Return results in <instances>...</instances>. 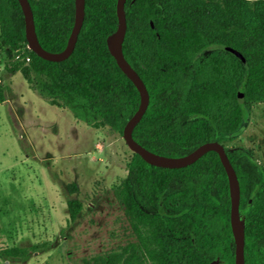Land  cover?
<instances>
[{"label": "trees", "instance_id": "16d2710c", "mask_svg": "<svg viewBox=\"0 0 264 264\" xmlns=\"http://www.w3.org/2000/svg\"><path fill=\"white\" fill-rule=\"evenodd\" d=\"M117 1L86 0L74 51L51 61L28 48L19 0H0V57L7 56L9 72L21 70L31 81L34 72L33 88L67 100L79 119L110 122L123 133L141 96L107 44L118 27ZM30 2L41 44L62 51L74 26L75 0ZM126 14L124 54L150 94L134 138L169 156L222 142L241 185L246 264H264V165L252 150L227 146L247 125L252 105L264 102V0H127ZM6 94L0 79V103ZM116 195L136 240L85 264H210L218 258L236 264L230 183L217 151L176 168L134 152ZM68 208L72 221L82 205L73 198ZM5 252L30 255L25 247Z\"/></svg>", "mask_w": 264, "mask_h": 264}, {"label": "rangeland", "instance_id": "374dc122", "mask_svg": "<svg viewBox=\"0 0 264 264\" xmlns=\"http://www.w3.org/2000/svg\"><path fill=\"white\" fill-rule=\"evenodd\" d=\"M28 48L29 45H28ZM31 49V48H30ZM13 53L12 59L17 58ZM0 57L7 98L0 103V264H85L136 240L116 188L134 151L112 123L79 119L65 99L41 95L36 74L9 72ZM227 146L250 149L264 165V102ZM82 209L70 220L68 200ZM30 249L27 259L7 256Z\"/></svg>", "mask_w": 264, "mask_h": 264}, {"label": "water", "instance_id": "95a60500", "mask_svg": "<svg viewBox=\"0 0 264 264\" xmlns=\"http://www.w3.org/2000/svg\"><path fill=\"white\" fill-rule=\"evenodd\" d=\"M126 1L127 0L117 1V14L119 21L118 27L113 33H111L107 37V44L111 54L116 58L120 68L127 74V76L137 86L141 96L139 108L134 113V115L128 120V122L124 127L123 137L127 142L128 146L135 153L140 154L147 162L162 167H170V168L184 167L194 163L196 160H198L201 156H203L205 153H207L210 150H215L219 153L221 161L228 174L229 183H230V193H231V203H232L231 225L236 243V264H246V260H245L246 217L240 209L241 185H240V180L238 178V174L229 158L225 145L218 140H213L202 143L201 145H199L197 148H195L193 151H191L186 155L169 156L150 150L149 148L145 147L134 138L133 131L136 125L142 119L143 115L145 114L148 108L150 102V94L143 78L140 76L138 71L132 66V64L129 62V60L124 54L123 44L127 32ZM19 2L21 4L25 16L26 38L29 47L39 56L47 60L62 61L68 58L75 49L79 33L84 23L85 13H86L85 11L86 0H75L74 26L69 36L66 47L62 51H58V52L50 51L41 44L37 34L34 11L30 0H19ZM218 46L225 47V45H221V44H218ZM228 48L231 51L235 52L240 57L244 58L243 54L234 47H228ZM243 100H244V95L240 94V101L243 102ZM220 262L221 259L218 258L213 260L210 264H219Z\"/></svg>", "mask_w": 264, "mask_h": 264}]
</instances>
